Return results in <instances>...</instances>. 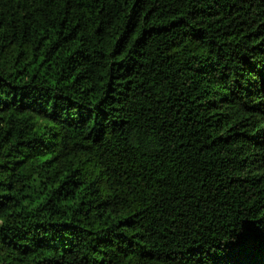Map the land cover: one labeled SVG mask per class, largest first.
I'll use <instances>...</instances> for the list:
<instances>
[{
	"label": "trees",
	"instance_id": "obj_1",
	"mask_svg": "<svg viewBox=\"0 0 264 264\" xmlns=\"http://www.w3.org/2000/svg\"><path fill=\"white\" fill-rule=\"evenodd\" d=\"M0 264H264V0H0Z\"/></svg>",
	"mask_w": 264,
	"mask_h": 264
}]
</instances>
